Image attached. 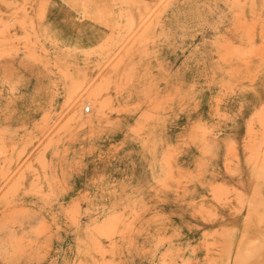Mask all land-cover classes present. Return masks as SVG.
<instances>
[{
    "label": "rangeland",
    "instance_id": "1",
    "mask_svg": "<svg viewBox=\"0 0 264 264\" xmlns=\"http://www.w3.org/2000/svg\"><path fill=\"white\" fill-rule=\"evenodd\" d=\"M0 264H264V0H0Z\"/></svg>",
    "mask_w": 264,
    "mask_h": 264
},
{
    "label": "bare ground",
    "instance_id": "2",
    "mask_svg": "<svg viewBox=\"0 0 264 264\" xmlns=\"http://www.w3.org/2000/svg\"><path fill=\"white\" fill-rule=\"evenodd\" d=\"M89 96H91L94 100H97V97L99 96V92L97 89H91L89 91Z\"/></svg>",
    "mask_w": 264,
    "mask_h": 264
},
{
    "label": "built area",
    "instance_id": "3",
    "mask_svg": "<svg viewBox=\"0 0 264 264\" xmlns=\"http://www.w3.org/2000/svg\"><path fill=\"white\" fill-rule=\"evenodd\" d=\"M89 110V105L88 104H84L82 107H81V111L82 112H87Z\"/></svg>",
    "mask_w": 264,
    "mask_h": 264
}]
</instances>
